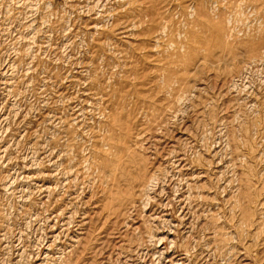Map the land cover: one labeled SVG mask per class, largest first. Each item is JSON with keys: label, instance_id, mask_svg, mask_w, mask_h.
Returning a JSON list of instances; mask_svg holds the SVG:
<instances>
[{"label": "rangeland", "instance_id": "1", "mask_svg": "<svg viewBox=\"0 0 264 264\" xmlns=\"http://www.w3.org/2000/svg\"><path fill=\"white\" fill-rule=\"evenodd\" d=\"M0 264H264V0H0Z\"/></svg>", "mask_w": 264, "mask_h": 264}]
</instances>
